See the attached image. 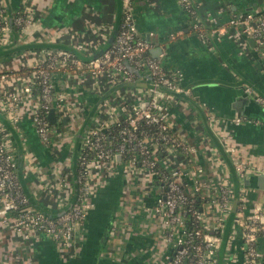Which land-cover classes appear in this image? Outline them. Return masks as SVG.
Listing matches in <instances>:
<instances>
[{"label":"crops","instance_id":"1","mask_svg":"<svg viewBox=\"0 0 264 264\" xmlns=\"http://www.w3.org/2000/svg\"><path fill=\"white\" fill-rule=\"evenodd\" d=\"M133 1L138 32L151 42V55L161 60L167 70L182 69L186 76L190 93L185 97L168 94L165 98L171 108L172 129L183 132L196 147L195 160L205 170L209 194H214L224 182L235 187L236 199L239 187L238 197L242 196L238 202L251 214L256 206L264 205V189L255 188V178L264 175V108L245 88L251 86L254 93L264 95V61L249 41L240 44L238 38L219 40L211 34L201 36L193 32L192 17L178 0ZM2 2L11 14L23 6L31 7L36 23L24 44L45 42L49 40H45V35L58 33L65 44L84 46L81 52L86 56L101 50L118 15V0ZM193 2L205 26H209L205 15L216 12L222 4L221 0ZM255 3V0H229L227 16L264 6V2ZM11 36L14 40L13 33ZM36 54L34 50H24L18 52V58L15 54L0 56V67L12 72L7 82L9 88L18 89L15 80L22 58L31 61ZM55 79L66 99L65 114L61 118L55 115V130L51 133L52 141L59 144L57 153L39 139L32 121L34 104L30 96L19 108L22 117L19 123L12 124L10 112H3L12 126L6 129L16 155L19 144L22 145L23 191L35 206L51 214L68 209L76 198L81 139L100 115L104 99L109 98L117 105L116 114L121 116L119 97L125 91L131 96L128 85L145 88L147 84L143 70L129 84L109 74L98 79L85 74L78 80L71 72H59ZM236 115L259 123L236 125L232 119ZM232 146L235 152L227 149ZM238 161H243L247 168L242 179L237 171ZM246 178L250 180L248 185L243 183ZM138 183L136 179L128 180L121 167L113 174L100 176L93 207L70 247H63L45 234L24 241L0 225V264H162L165 252L162 219L150 210L153 201L149 194L143 195ZM235 212L220 234L222 241L215 264H246L245 244L234 230ZM258 244L264 248V237Z\"/></svg>","mask_w":264,"mask_h":264},{"label":"built area","instance_id":"2","mask_svg":"<svg viewBox=\"0 0 264 264\" xmlns=\"http://www.w3.org/2000/svg\"><path fill=\"white\" fill-rule=\"evenodd\" d=\"M122 2L118 34L100 56L84 60L69 50L32 49L37 53L36 58L31 61L22 58L23 64L17 70L19 75L15 81L18 89L8 87L12 72L0 67V111L10 112L9 120L12 124L19 123L22 120L19 108L30 96L34 104L32 121L39 139L53 153L58 152V147L52 141L51 133L55 130V123H51L49 114L54 108L55 115L63 117L66 100L65 95L58 90L56 73L71 72L78 80H82L85 74L96 79L109 74L129 84L134 82L137 72L143 70L149 84L145 88L128 85L131 96L125 91L119 97L121 116L116 114L119 110L117 105H113L109 98L104 99L100 115L81 139L76 198L68 209L57 214L30 205V199L24 193L18 177L17 155L12 148L11 138L7 127L0 121V225L24 241L45 234L63 247H70L77 229L93 207L98 178L104 174H113L117 167H121L128 180L136 179L139 182L143 195L149 194L153 201L150 210L162 219L165 241L162 264H215L222 241L220 234L233 213L235 187L221 182L215 193L209 194L205 170L195 160L197 149L183 132L172 129L171 108L165 103L168 93L159 89L189 94L185 73L178 68L167 70L161 60L151 55V42L138 32L134 1ZM178 2L192 17L193 32L201 36L211 34L219 40L238 38L240 44L253 38L254 48L264 61V6L227 16L229 0H221L222 4L216 12L209 11L205 15L209 22V26H205L193 0ZM35 23L31 7L23 6L11 14L0 0V47L13 43V24L20 29L18 42H21L33 34ZM109 30L106 41L113 31L112 28ZM53 35L42 43L65 44L61 34ZM6 36L9 37L8 41ZM172 36L175 37L174 34ZM66 45L79 51L84 47ZM17 54L15 58L20 57ZM36 86L39 91L34 95ZM245 92L251 94L264 108V95L254 93L251 86H247ZM232 119L236 125L259 123L258 120L241 115ZM112 125L119 129L118 140L111 135ZM58 135L62 139L61 133ZM160 145L164 146L166 155L162 166L158 164L155 155ZM132 147L138 152L137 157L130 153ZM227 149L236 151L233 146ZM126 156L129 160L125 164L122 159ZM191 156L193 163L189 158ZM236 166L241 179L245 178L247 168L244 162L238 161ZM144 183L146 185L141 187ZM241 196L239 194L238 200ZM197 201L202 202L200 206ZM212 218L216 219L215 226L209 224ZM233 222L235 232L241 235L246 247V264H264V248L258 244L259 239L264 237V205L256 206L248 214L243 203L238 202ZM260 232L262 237H259Z\"/></svg>","mask_w":264,"mask_h":264},{"label":"water","instance_id":"3","mask_svg":"<svg viewBox=\"0 0 264 264\" xmlns=\"http://www.w3.org/2000/svg\"><path fill=\"white\" fill-rule=\"evenodd\" d=\"M259 3L261 4L262 3V0H257V2L255 3V5L256 4H259ZM122 8H123V2H122V0H118V7H117L118 15H117V20L115 22V26L113 28L112 34L109 36L108 40L103 45V47L101 48V50L98 53H96L95 55H93V56L87 57L85 54H83L81 51H79L75 47L70 46V45H66V44H61V43H42V42L41 43H37L36 42V43L21 44L19 46L12 47L11 45H15L19 41L18 36H17V34L15 32H13V35H14V41H13V43L10 46H1L0 47V56L3 55L4 53L6 55H8V54H15V53H18V52H21V51H24V50H32V49H38V48H53V49H64V50L72 51L78 57H80L81 59H84V60H89L91 58L98 57V56H100L110 46V44H112L114 42V40H115V38H116V36L118 34L120 20L122 18ZM249 42L252 45H255V40L253 38H250L249 39ZM7 47H12V48L10 50H8V52L7 51L5 52L4 49L7 48ZM146 86L148 87L149 84H146L145 87ZM159 89L167 92L168 94H172V95L179 96V97L180 96L181 97H185L187 95L184 92L178 93V92H173V91H170V90H167V89H162V88H159ZM187 89H189V88L187 87ZM49 119H50L51 123H55L56 122L55 109L54 108H52L51 111H50ZM0 121L7 128L12 127L10 121H8V120H6L4 118L3 113L1 111H0ZM18 142H19V140H18ZM23 155L24 154H23L22 145L19 144V151H18V155H17V162H18V177L21 180L20 183H22ZM255 180H256V183H257V186H255V188L264 189V175H259L257 177V179L255 178ZM243 183H245L246 185H248L250 183V180H248L246 178ZM240 184H241V182H240ZM237 190L239 191V187H237ZM238 191H237V197H236V199L234 201V204H233V211L232 212H235L236 209H237V205H238V193H239Z\"/></svg>","mask_w":264,"mask_h":264},{"label":"trees","instance_id":"4","mask_svg":"<svg viewBox=\"0 0 264 264\" xmlns=\"http://www.w3.org/2000/svg\"><path fill=\"white\" fill-rule=\"evenodd\" d=\"M12 28H13V32H15L16 34H17V36H18V34H20V29H19V27L16 25V24H13V26H12ZM39 91V87H35L34 88V91H33V94L34 95H37V92ZM118 127L116 126V125H112L111 126V128H110V132H111V135H113L117 140H118ZM117 140H115V141H117ZM163 150V151H162ZM130 153H132L133 155L135 154V156L137 157V155H138V152L136 151V149L134 148V147H132L131 149H130ZM130 155V154H129ZM155 155L157 156V158H158V164L159 165H163L162 163H163V161L165 160V157H166V155H165V151H164V146H162V145H160V148H159V150H157L156 152H155ZM190 158V160H191V163H193V157L191 156V157H189ZM128 160H129V157H124L123 159H122V162L123 163H127L128 162ZM201 201H197V205H201ZM30 205H33V206H35V204H33L32 202H31V200H30ZM240 207V205L238 206V208ZM263 235H262V232H260L259 233V237H262Z\"/></svg>","mask_w":264,"mask_h":264},{"label":"rangeland","instance_id":"5","mask_svg":"<svg viewBox=\"0 0 264 264\" xmlns=\"http://www.w3.org/2000/svg\"><path fill=\"white\" fill-rule=\"evenodd\" d=\"M240 9H244V7H243V6H240ZM49 36H54V35H53L52 33L45 35V40H46L47 38L49 39ZM5 39H6V41H8V40H9V37L6 36ZM22 43H23V41L19 42L18 45H21ZM58 146H59V144H58L56 147H58ZM65 166H68V162L66 163ZM140 179H142V178H140ZM209 224H210V226H215V224H216V219H215V218H212V219L209 221Z\"/></svg>","mask_w":264,"mask_h":264},{"label":"flooded vegetation","instance_id":"6","mask_svg":"<svg viewBox=\"0 0 264 264\" xmlns=\"http://www.w3.org/2000/svg\"><path fill=\"white\" fill-rule=\"evenodd\" d=\"M255 2H257V0H255ZM262 2H264V0H262ZM260 4V3H259Z\"/></svg>","mask_w":264,"mask_h":264}]
</instances>
